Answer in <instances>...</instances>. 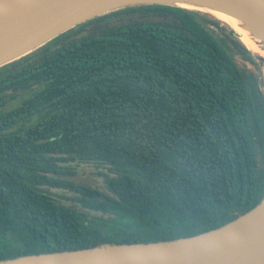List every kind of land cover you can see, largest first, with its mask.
<instances>
[{
	"label": "trees",
	"instance_id": "16d2710c",
	"mask_svg": "<svg viewBox=\"0 0 264 264\" xmlns=\"http://www.w3.org/2000/svg\"><path fill=\"white\" fill-rule=\"evenodd\" d=\"M219 24L128 7L0 68V260L191 237L260 202L264 78ZM82 164L100 185L67 179Z\"/></svg>",
	"mask_w": 264,
	"mask_h": 264
},
{
	"label": "water",
	"instance_id": "95a60500",
	"mask_svg": "<svg viewBox=\"0 0 264 264\" xmlns=\"http://www.w3.org/2000/svg\"><path fill=\"white\" fill-rule=\"evenodd\" d=\"M178 2L239 20L264 42V0H0V68L77 25L128 7L160 5L198 12L178 7ZM231 30L251 53L264 78V58L254 54ZM67 179L76 185L95 183L78 176ZM0 264H264V196L232 221L191 237L24 255L0 260Z\"/></svg>",
	"mask_w": 264,
	"mask_h": 264
},
{
	"label": "rangeland",
	"instance_id": "374dc122",
	"mask_svg": "<svg viewBox=\"0 0 264 264\" xmlns=\"http://www.w3.org/2000/svg\"><path fill=\"white\" fill-rule=\"evenodd\" d=\"M196 14L198 16H203V17L208 18V19H210V17H212L211 15L206 14V13H202V12H196ZM150 15H152V16L149 17ZM130 20L131 21L132 20H136V21H163L164 18H160V17H158L155 14L154 15L153 14L142 15L140 13H135L132 16V19H125V22H128ZM219 22H220L219 26L218 27H214L213 26L212 27V30H213V33L215 34V36L217 38H220V39H224L225 40V36H226L225 34L229 35V31L231 30V28L233 30H234V28L232 26H230L227 22H224V21H219ZM95 30L96 29L93 27V28H90L88 32L94 33ZM240 35H241L240 38H242L241 32H240ZM234 36H236V34ZM228 52L232 55V57L236 61L237 65L241 69L250 67V65L245 60L241 59L240 56H238L237 54H235V52L233 50H229ZM17 105H18V101H14V102H12L11 104H9L7 106V109H11L13 107H16ZM83 168H84V173H82V174L83 175H86V176L89 175V172L91 173V172H93L95 170V168L93 167V165H79L78 170L80 171ZM100 182H102V181L98 180V185H100Z\"/></svg>",
	"mask_w": 264,
	"mask_h": 264
},
{
	"label": "bare ground",
	"instance_id": "6f19581e",
	"mask_svg": "<svg viewBox=\"0 0 264 264\" xmlns=\"http://www.w3.org/2000/svg\"><path fill=\"white\" fill-rule=\"evenodd\" d=\"M175 5L181 8H187V9L195 10V11L202 12V13H209L211 16H213L217 20L227 22L230 26L234 28V30L239 34L240 37H241L240 35V32H241L242 34L241 41L247 46V48H249L257 56L264 58V42L259 39H256L253 36V34L249 33L245 29L244 23L240 22L239 20H236L234 18H231L219 12H215V11H211V10L203 9V8H196L194 6L188 5L183 2H178Z\"/></svg>",
	"mask_w": 264,
	"mask_h": 264
},
{
	"label": "flooded vegetation",
	"instance_id": "af4514ba",
	"mask_svg": "<svg viewBox=\"0 0 264 264\" xmlns=\"http://www.w3.org/2000/svg\"><path fill=\"white\" fill-rule=\"evenodd\" d=\"M82 165H85V164H82ZM79 166L76 168V171H77V176L78 177H81V178H87V179H93L94 180V184H92V186H98V180L102 181V178H100L98 175H95L94 173L97 172L98 169H96L95 171L93 172H89V175H83L82 173H84V168L81 169L80 171L78 170ZM88 185H91V184H88Z\"/></svg>",
	"mask_w": 264,
	"mask_h": 264
}]
</instances>
